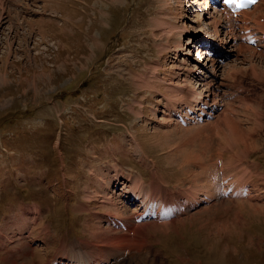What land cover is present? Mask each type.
<instances>
[{"label":"rangeland","instance_id":"obj_1","mask_svg":"<svg viewBox=\"0 0 264 264\" xmlns=\"http://www.w3.org/2000/svg\"><path fill=\"white\" fill-rule=\"evenodd\" d=\"M202 10L206 0H0V264H58L75 246L98 257L92 230L112 228L100 179L117 167L189 203L100 259L264 264V44L239 37L217 72L216 117L191 118L177 86L212 78L197 61L212 26ZM192 185L196 198L183 196ZM129 204L124 217L142 212Z\"/></svg>","mask_w":264,"mask_h":264},{"label":"bare ground","instance_id":"obj_2","mask_svg":"<svg viewBox=\"0 0 264 264\" xmlns=\"http://www.w3.org/2000/svg\"><path fill=\"white\" fill-rule=\"evenodd\" d=\"M211 1L212 0H206L207 11L204 12V10H202V13L204 12V14L208 15V17L211 19V21H209V23L212 25L210 28V31H209V36H207V38H206V39H209V41L203 42V44L207 45V47L201 51V52H205L206 56L203 59H202V56H199L197 61L200 63L205 59V63H204L205 65L204 66L205 67L207 66L208 69L212 72V75H211L212 78L209 79L210 82L205 81L204 79L199 80L203 83L204 86H206V88H204L200 92L199 91L197 92V89H195V88H194V91H192V89H188V88H191L193 86H188V85H187L188 87L185 86L188 89L187 91L184 90L185 89L184 84L177 86L179 88L178 91H181L180 92L181 94L179 96L182 98V100L185 99L184 98L185 96H188L190 98V99L188 98L189 100L188 99L185 100V103H186L185 107L187 108V111H191L190 114L197 113L198 114L197 118L203 119V120H204V118H208V116H212V117L215 116L214 114L220 109V107L222 105L220 102V106H219V98L217 96V93L220 91L219 84L217 85V83H218L217 72H218V70H220L221 67H223V65L221 63L222 62L221 59L226 58L229 54H231V52L233 50L232 48H234L235 45L237 44L239 37H242V36L246 37V38H243L242 40H246L248 42V44H250V45H251L252 41H256V42L262 41L261 45L264 44V12H263L264 11V0H259L251 9L242 10V11H234L232 9H229L219 0L214 1L215 3H213V4H215V7L213 9L211 7V3H212ZM195 2L196 1H194L192 4H194ZM211 9L213 11H211ZM179 27H181V26H179ZM237 27L239 28V30L237 29ZM184 28H185V26H184ZM182 30L184 31V29H182ZM169 31H168V33L170 34ZM222 32H224L226 34L225 35L226 37L220 38V35L222 34ZM240 33L243 35L239 36ZM214 35H215V40L213 39ZM213 40H214V42H211ZM239 40H241V38ZM176 47L179 51H181L182 50V48H181L182 47V41L181 42L179 41V43L177 42ZM186 52H189V50ZM238 52H239V50H238ZM232 70H230V71H232ZM255 72H257V71H255ZM189 74H190L189 71L186 74L184 73V79H182L183 82L184 81H188V82L191 81L192 78L190 79ZM199 74H200V76L202 75V77H203L205 72H203V70H202L201 72H199ZM190 83H192V82H190ZM185 93H187V94H185ZM195 109H196V112H195ZM190 114H188V115L191 118L196 117V114H194L193 116ZM199 130H198V133H200ZM199 158H201L200 155H199ZM116 167H117V165H116ZM108 168H110V167H108ZM110 169H111L110 171H108V169H107V172H109L107 177L109 179H111L109 181V183L106 180H104L103 177H102L103 179H100V183L103 184L102 186L103 187L105 186V188L107 189V191L104 192V194H103L104 196H106V200L104 201V198H103V200L101 199L103 201V203H105V202L109 203V204L103 205V206H106L108 211H109V212H107L106 216L112 215V216H116L119 218H121V216L124 217L122 213H125V211L121 210L119 208L118 204H121L122 206L126 207L127 205H130L129 204L130 201L139 202L138 204H142V206L139 205V207L143 208L142 212H140L139 214L135 213L134 216L124 217L126 219L124 220L125 222L120 223L121 229L106 228V227L100 226L101 224L99 223L98 226L96 227L97 228L96 232H93V230H92V234L95 236V238H97L96 240L99 242H104L102 244V247H101V245L100 246L98 245L99 246L98 250L100 251V253H99V251H98V253L100 255L101 254H109L108 256H113L114 254L121 255V253H124L123 251L126 250V248H128V246H131L134 241L137 242V244H139V243L141 244L139 239L140 238L143 239L141 236L143 234H147V232L144 233V230L147 231V229L150 226H152L153 229L157 228V229L166 230L165 226L170 224V222L169 223H167V222L169 220L174 219V217L172 216L173 213L170 211V208L172 206H174V208H175L176 206H179V205L182 206L184 204H170V201L169 202L167 201V198H168V200L170 199L168 197V195H169L167 192L168 190L167 191L162 190L161 186L159 184L157 185V184H154L153 182L147 184L146 180L141 175H138V174L133 175L131 172L126 173L120 167H117V169L115 171H113L112 168H110ZM92 170H94V168H92ZM218 177L216 179H218ZM241 178H242V176H241ZM193 180H196V179H193ZM234 182H237V184L235 186L242 184V183H240V181L234 180ZM119 185H122V186L118 187ZM232 187H234V186H232ZM113 189H116V190L119 189L120 190L119 194L115 193V191ZM179 189H181V188L179 187ZM236 190H237V187H236ZM213 191L215 193H217L218 189H213ZM181 192H182L183 196L184 195H187L188 197L196 196V188L194 187V185L187 186ZM206 193L208 195H210L211 198L215 197L211 194L209 189ZM236 194L238 195L239 192ZM175 195H176V193H175ZM89 196L91 197V195H89ZM172 196H173V194H172ZM93 197L94 196H92V198ZM175 197H177V196H175ZM175 197L173 199H175ZM180 199H178V202L180 201ZM90 200H92V199H90ZM162 200L164 203L161 202ZM193 200H195V199H193ZM90 203H88V204H90ZM156 206H158V207H156ZM124 207H122V208H124ZM184 208L185 207H183V209ZM28 211H30V210L29 209L26 210V212H28ZM25 215H26V213H23V218H25ZM147 217L148 218L150 217L153 220L144 221L143 219H146ZM13 220H15V217ZM161 220H164L163 222L165 224H161L160 223ZM109 222H110V220H109ZM173 222H175V221H173ZM5 225H7V224H5ZM19 227H20V233L21 234L23 233L24 230L28 229L27 223L25 224V221L24 222L22 221V224ZM167 230H168V228H167ZM100 232H103L104 234L99 235ZM30 236H31V232H30L29 237ZM144 236H146V235H144ZM20 239H22V238H20ZM8 241H9V243H14L12 238L9 239ZM18 241H22V240H18ZM79 242L81 243V241H79ZM14 244H16V243H14ZM134 247H136V246H134ZM134 247H132V248H134ZM140 249H141V247H140ZM101 250L104 253H102ZM72 251L76 253V254L72 253V256L74 258L78 259L79 261L88 262V260H91L92 262H95V263L91 262L92 264H104L105 263L104 258L100 259L99 254H98V257H97V255H96V257H94L91 254L92 251L88 248L85 249L84 246H80V248H77L75 246L74 249H72ZM127 251H129V249H127ZM138 252H139V250H138ZM8 254L11 255L8 257L9 259L17 258V256H18L17 247H14V249L11 251L9 250ZM12 256H13V258H12ZM5 260H7V259H5ZM8 263L9 264H16V262L14 260L8 261ZM53 264H56V263H53Z\"/></svg>","mask_w":264,"mask_h":264},{"label":"snow or ice","instance_id":"obj_3","mask_svg":"<svg viewBox=\"0 0 264 264\" xmlns=\"http://www.w3.org/2000/svg\"><path fill=\"white\" fill-rule=\"evenodd\" d=\"M228 2H235V0H228ZM250 2H255V0H250ZM238 7H242L244 5H237Z\"/></svg>","mask_w":264,"mask_h":264}]
</instances>
